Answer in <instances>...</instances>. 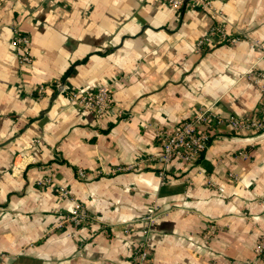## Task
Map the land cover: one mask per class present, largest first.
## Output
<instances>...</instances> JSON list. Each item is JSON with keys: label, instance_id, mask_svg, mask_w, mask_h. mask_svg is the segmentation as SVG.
Masks as SVG:
<instances>
[{"label": "crops", "instance_id": "obj_1", "mask_svg": "<svg viewBox=\"0 0 264 264\" xmlns=\"http://www.w3.org/2000/svg\"><path fill=\"white\" fill-rule=\"evenodd\" d=\"M210 3L0 0V264H130L144 238L147 264H264V132L220 125L163 178L146 159L157 127L263 108L264 0ZM213 25L229 40L198 45ZM97 84L111 89L102 117L69 96ZM76 204L89 219L74 227Z\"/></svg>", "mask_w": 264, "mask_h": 264}, {"label": "built area", "instance_id": "obj_2", "mask_svg": "<svg viewBox=\"0 0 264 264\" xmlns=\"http://www.w3.org/2000/svg\"><path fill=\"white\" fill-rule=\"evenodd\" d=\"M185 1H191L192 4L199 5L200 8L208 10L211 8L210 0H166L170 7L174 9L181 8ZM216 34L220 40L228 41L224 30L219 25H213L206 36L198 40V45L207 43L209 37ZM13 45L16 49V56L19 62L29 63L31 57L29 54L28 37L19 30L14 29ZM264 51V48H262ZM264 78V72L258 73L256 78ZM257 80V79H255ZM56 87H63L62 83L56 82ZM260 90L264 96V85H260ZM70 98L74 99L85 110L91 112L96 117L106 115L111 108V89L107 84H97L88 89L78 92H71ZM261 111L248 118H239L235 115L225 117L218 116L211 110H202L198 113L183 119L174 128H156V138L159 143V151L155 156L147 157L152 161H156L162 165L159 174L163 178L165 176V168L173 159H179L186 164L195 163L208 146V140L211 132L220 125H227L232 131L240 132L243 130L253 129L257 132H264V100ZM127 169L131 166L125 167ZM118 167L113 170L118 172L125 169ZM78 175L83 176L82 171H78ZM48 179H46L47 181ZM40 183V182H38ZM221 190V188H219ZM60 194L66 191L60 188ZM89 219L88 214L79 205H74L65 217V221L72 226H77ZM145 222L144 234L156 223L157 214L150 211L142 218ZM207 234L203 239L207 241ZM264 250V237L256 246V253ZM149 252L146 239H142L132 251V261L130 264H147Z\"/></svg>", "mask_w": 264, "mask_h": 264}, {"label": "trees", "instance_id": "obj_3", "mask_svg": "<svg viewBox=\"0 0 264 264\" xmlns=\"http://www.w3.org/2000/svg\"><path fill=\"white\" fill-rule=\"evenodd\" d=\"M210 137H211V135H210ZM210 137H209V140H210ZM209 140H208V142H209Z\"/></svg>", "mask_w": 264, "mask_h": 264}]
</instances>
